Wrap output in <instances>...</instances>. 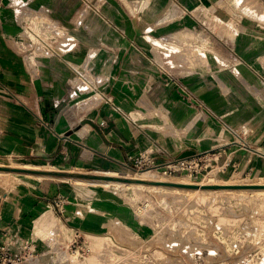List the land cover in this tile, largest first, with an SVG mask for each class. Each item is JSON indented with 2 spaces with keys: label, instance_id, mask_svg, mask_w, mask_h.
<instances>
[{
  "label": "crops",
  "instance_id": "1",
  "mask_svg": "<svg viewBox=\"0 0 264 264\" xmlns=\"http://www.w3.org/2000/svg\"><path fill=\"white\" fill-rule=\"evenodd\" d=\"M97 1L0 0V160L50 173L36 200L0 199L15 252L49 249L37 230L57 199L70 229L102 230L116 202L96 176L128 177L139 151L216 150L226 173L264 171V0ZM75 69L94 87L74 86Z\"/></svg>",
  "mask_w": 264,
  "mask_h": 264
},
{
  "label": "rangeland",
  "instance_id": "2",
  "mask_svg": "<svg viewBox=\"0 0 264 264\" xmlns=\"http://www.w3.org/2000/svg\"><path fill=\"white\" fill-rule=\"evenodd\" d=\"M64 30L60 26L55 29L57 35L66 37ZM44 36L48 37V32ZM82 89L90 90L88 86ZM92 91H96L91 95L93 101L101 99L99 87ZM0 165L10 172L0 174V199L10 192H27L28 197L36 200L30 191L40 193L38 185L49 183L48 170L12 171L14 167L25 166L13 156L0 160ZM142 174L130 173L128 177L139 182ZM159 177L176 182L252 183L264 182V171L232 174L213 169L207 177ZM139 183L156 184L150 179ZM103 185L116 205L103 210L110 217L102 230L83 232L92 251L78 259L71 256L67 264L84 263L99 248L104 250L88 264H264V186L205 192L199 188L165 191L146 186ZM48 189L53 191V185ZM53 203L46 206L44 219L47 220L37 231L41 244L58 249L67 247L74 231L64 224ZM53 220L55 229L50 225Z\"/></svg>",
  "mask_w": 264,
  "mask_h": 264
},
{
  "label": "built area",
  "instance_id": "3",
  "mask_svg": "<svg viewBox=\"0 0 264 264\" xmlns=\"http://www.w3.org/2000/svg\"><path fill=\"white\" fill-rule=\"evenodd\" d=\"M82 1L86 7L97 11L100 10L97 0ZM144 2L145 0L141 1L140 4L143 6ZM38 38L39 42H47L43 36H39ZM47 47L51 49L49 45ZM75 72L77 77L74 79V86L77 87L79 85L80 88L83 86L94 87L93 82L89 80L87 75L77 69H75ZM234 132L238 134L237 131ZM241 146L248 148L249 143L246 141L241 142ZM220 157L221 153L219 151L212 150L191 156L171 157L157 161V157L152 151H139L137 154L130 155L127 160L123 161V165L135 174L150 172L157 176L181 175L200 178L207 176L213 169L226 173L228 165L223 164L219 167ZM55 203L58 211L63 214L65 212L64 201L57 199ZM6 235L7 230L0 225V264H67L66 262L71 259V256L85 257L86 254L92 251L90 245H87L89 242L86 236L79 228L74 230V234L67 247L61 246L58 249L49 247L45 251L40 250L35 241H27L20 246L19 252H15L10 247V244L4 240Z\"/></svg>",
  "mask_w": 264,
  "mask_h": 264
},
{
  "label": "bare ground",
  "instance_id": "4",
  "mask_svg": "<svg viewBox=\"0 0 264 264\" xmlns=\"http://www.w3.org/2000/svg\"><path fill=\"white\" fill-rule=\"evenodd\" d=\"M38 37V36H37ZM11 170V169H10ZM13 171V170H12ZM10 172L9 171H6V170H4V169H0V174H9ZM136 175H139V174H136ZM143 175V176H142ZM141 176L142 177H138V179H150V180H152L153 182H156V184H154V183H152V184H150V183H139V182H126V181H117V180H114V181H112V180H100L99 179V181L98 182H100V183H103V184H107V185H109V184H114V185H121V184H123V185H127V186H133V187H135V188H140V187H144V186H146V187H150V188H155V189H163V190H174V189H182V190H185V189H187V190H189V191H195V190H198V189H193V188H179V187H171V186H167V185H163V184H159V181H168V180H166V179H163V178H160L159 176H157V175H154V174H152V173H150V172H144V174H142ZM145 175H147V176H145ZM3 176V175H2ZM207 177V176H206ZM205 179V178H204ZM264 179V178H263ZM261 180H262V178H261ZM181 183H196V184H198V185H200V187H198L199 188V190H201V191H205V192H210V191H212L211 189L212 188H208V189H205V188H203L202 186H208V185H214V184H254V185H264V182H256L255 180H254V182H252V183H249V182H247V183H234V182H230V181H226V182H222V181H215V182H211V181H201V182H193V181H181ZM221 189H234V188H221ZM238 189H240V188H238ZM223 191H225V190H223ZM171 242V241H170ZM100 250H98L96 253H94V254H91V256H89V258H88V260L86 261V262H84V263H80V264H88V263H92V262H94L95 261V259H96V257L97 256H99L100 255V253H102V251L104 250V248L103 249H101V248H99ZM74 257V256H73ZM77 258V257H76ZM74 259V258H73ZM78 259V258H77ZM76 261V260H75ZM78 261V260H77ZM74 264V263H73Z\"/></svg>",
  "mask_w": 264,
  "mask_h": 264
},
{
  "label": "water",
  "instance_id": "5",
  "mask_svg": "<svg viewBox=\"0 0 264 264\" xmlns=\"http://www.w3.org/2000/svg\"><path fill=\"white\" fill-rule=\"evenodd\" d=\"M0 169L8 170V168L3 167L0 165ZM13 171H19V172H26V173H31L36 170H32L29 168H24V167H14L12 168ZM99 178H103L106 180H117V181H126V182H132V179L129 177H119V176H113V175H107V176H96ZM143 179H138L139 182H142ZM159 184L171 186V187H179V188H198L200 185L196 183H181V182H176V181H159ZM259 186H264V185H254V184H214V185H208V186H202L203 188H212V189H221V188H254V187H259Z\"/></svg>",
  "mask_w": 264,
  "mask_h": 264
}]
</instances>
